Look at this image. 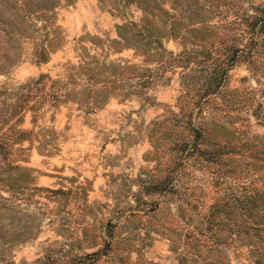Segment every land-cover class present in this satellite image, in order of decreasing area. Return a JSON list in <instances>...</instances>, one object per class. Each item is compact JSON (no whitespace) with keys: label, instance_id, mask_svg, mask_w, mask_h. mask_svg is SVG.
Wrapping results in <instances>:
<instances>
[{"label":"rangeland","instance_id":"374dc122","mask_svg":"<svg viewBox=\"0 0 264 264\" xmlns=\"http://www.w3.org/2000/svg\"><path fill=\"white\" fill-rule=\"evenodd\" d=\"M0 264H264V0H0Z\"/></svg>","mask_w":264,"mask_h":264}]
</instances>
